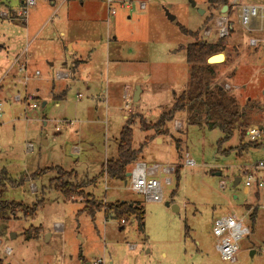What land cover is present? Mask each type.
Instances as JSON below:
<instances>
[{
    "label": "rangeland",
    "instance_id": "374dc122",
    "mask_svg": "<svg viewBox=\"0 0 264 264\" xmlns=\"http://www.w3.org/2000/svg\"><path fill=\"white\" fill-rule=\"evenodd\" d=\"M25 1L0 0V11L11 14V20L0 19V172L15 181L27 179L21 186L8 185L3 201L37 207L31 216L17 210L0 218L4 264H232L221 259L212 231L216 219L229 215L245 217L251 230L239 243L235 264H264V189L244 186L247 172L264 177V170L255 168L264 162V143L240 148L255 143L264 129V32H249L233 22L234 31L225 38L228 59L215 69L207 90L233 97L238 119L234 136L219 148L225 135L207 128L203 109L177 114L161 131L155 126L184 93L199 92L197 79L205 77L193 74L186 49L195 40L183 30L199 33L200 41L217 43L222 9H213L208 0H125L126 7L112 5V16L107 0H35L36 5L25 10V19L13 18L24 10ZM141 2L145 10L139 8ZM207 29L210 37L204 36ZM251 39L260 42L253 47ZM71 40L76 53L68 52ZM26 50L40 74L24 88L16 83L14 59ZM230 61L234 73L229 70L228 75ZM60 69L71 71V79L55 81ZM225 84L238 88L226 91ZM137 87L141 94L134 102ZM7 93L31 96L37 107L28 108L26 100L16 103ZM207 99L205 93L202 100ZM128 121L134 122L133 168L144 163L179 169L170 184L167 176L158 177L162 202H148L124 183L99 176L103 166L117 158L119 136ZM140 121L150 130H143ZM186 154L195 166L185 165ZM57 169L74 173L67 180L84 186L82 196L69 200L56 189ZM95 178L97 183L90 184ZM236 178L241 182L234 187ZM88 194L107 206L131 203L143 208L142 229L135 214L126 224L114 216L106 218L104 211L93 219L83 211Z\"/></svg>",
    "mask_w": 264,
    "mask_h": 264
},
{
    "label": "trees",
    "instance_id": "16d2710c",
    "mask_svg": "<svg viewBox=\"0 0 264 264\" xmlns=\"http://www.w3.org/2000/svg\"><path fill=\"white\" fill-rule=\"evenodd\" d=\"M210 6L217 10L223 9L224 6L229 5V0H208ZM233 22L230 23L233 29ZM184 33L190 34L195 40L192 44H189L186 52H187V61L189 65L192 67L193 74L196 73H204L205 77L197 79V89L199 92L192 91L190 95L183 94L179 99H177L171 111L163 114L155 128L158 131H161L167 123L173 122L177 114L184 113L185 111H189L192 113L196 108L203 109V113L205 114L206 122L205 125L210 130L219 129L224 135V139L218 142L219 148H221L224 141L230 140L234 136V131L237 129V119L238 112L234 109L236 108V101L232 97L224 96L220 93H213L208 89V85L210 84L211 78H214V66L208 63L209 58L215 56L223 51H225V39H220L217 43L211 44L206 41L199 40V33H188V31L183 30ZM219 57L213 59L215 61ZM220 91V87H218ZM208 97L206 102H203L202 98L205 96V93ZM195 99L200 100V103L197 104V101L194 102ZM192 120V116L190 117ZM133 121H128L127 125L122 129L119 141H118V150H117V158L111 161H108L103 166V171L101 173V177L104 175L108 176V178L113 180H118L122 183L126 180V174L131 172L135 162L137 161V154L132 149V139H133V130L132 125ZM140 124L143 130H150L145 125L144 121H140ZM177 149H180V143L177 141ZM263 145V140H257L255 143H245L240 148L242 150H246L248 148H258ZM232 150V149H230ZM222 153L226 154L228 152L223 151ZM59 177L54 181L56 189L62 192L67 199L70 200L71 197H80L83 195L84 186L83 185H72L67 180V177L74 176L73 172H66L62 169H57ZM176 173L179 174V169H176ZM31 178H37L35 176H31ZM179 178V175H178ZM27 179L25 177H21L20 181H15L9 177L7 172H0V218L6 217L8 214H15L17 210H20L23 214L27 216L34 215L36 212L37 205H34L32 208L25 206L23 203L17 202H9L3 201L2 196L4 194L5 189L8 185L12 187L21 186ZM97 178L93 179L90 184H96ZM256 197H259L256 195ZM257 212V209H255ZM83 211L89 212V214L94 217L98 212L104 211L105 217L114 216L120 219V221H124L126 223V218L135 214L138 216L139 227L140 230L143 226V217L144 210L143 208H139L134 206L131 203H116L111 205H104L100 202H97L94 197L88 194V201L85 204ZM256 213H253L252 217L255 216ZM38 229L33 230L36 232ZM32 229L27 231L25 235L29 237L31 235ZM0 264H4L3 260L0 259Z\"/></svg>",
    "mask_w": 264,
    "mask_h": 264
},
{
    "label": "built area",
    "instance_id": "2783aa9c",
    "mask_svg": "<svg viewBox=\"0 0 264 264\" xmlns=\"http://www.w3.org/2000/svg\"><path fill=\"white\" fill-rule=\"evenodd\" d=\"M113 4H119L120 7H126L125 0H107L108 5V12L109 15H115V9L112 7ZM24 10L20 13L14 15V17L19 19H25L26 12L28 8H31L36 5L35 0H26L24 2ZM228 7H230L231 12L228 11L226 15L222 14V16L217 19V26L219 27V38L225 39L230 35V31L232 27L230 26L231 22H237L240 24L246 31L249 32H256L263 30L264 27L260 26L261 22L264 21V16L261 15V11L264 10L263 6H247L241 5L238 1H234ZM139 8L141 10L146 9V3L141 2L139 3ZM13 17V18H14ZM0 19L2 20H11V14L7 11H0ZM211 29H207L204 33L205 37L211 36ZM260 41L256 39L250 40V46L256 47ZM21 58L14 59V64L18 66V79L16 83L23 86L24 88L27 87L28 82L32 80L36 76L32 75L29 70L28 66L25 63L20 62ZM39 74V73H37ZM72 73L71 71H57L55 73V80L57 81H66L71 79ZM237 86H231L229 84H225L223 89L226 91H231L233 89H237ZM25 95V93L23 94ZM11 100L16 103H22L23 100L28 102V108L35 109L37 106L33 104L34 100L31 96L23 98L22 94L17 93L15 96H9ZM125 99H128V95L125 94ZM33 104V105H32ZM1 111V107H0ZM181 128V123L176 124V130ZM259 140H263L264 143V129L261 130L257 135ZM27 150L29 152L33 151V146L28 145ZM185 165L188 167L195 166V162L190 158L188 154H186ZM256 169L264 170V162H260ZM254 171V168L252 169ZM132 175L128 179V187L131 191L136 194L143 195L145 200L148 202H162L163 201V189L162 183L158 179L159 176L165 175L168 178L166 179V183L170 184L171 179L170 176L176 173V169L174 166L166 165H154L148 167L144 163H137L135 168L131 171ZM245 189L249 190L251 187L256 186L258 189H264V177H256L254 172L246 173V179L244 183ZM107 189V187H106ZM32 190H35V185L32 187ZM264 210V205L261 206ZM247 215L251 213V211H247ZM122 224H126L124 221L121 222ZM213 235L216 238V250L219 253L221 259L225 262H230L232 264L237 263V254L239 251V243L243 240V238L249 236L251 234V230L249 227L245 225V217L238 218L235 215H229L225 217H221L216 219L213 225ZM130 250H135V245L129 246ZM9 254L11 251L7 249L5 251ZM102 262H99L100 264Z\"/></svg>",
    "mask_w": 264,
    "mask_h": 264
},
{
    "label": "crops",
    "instance_id": "0c3cea01",
    "mask_svg": "<svg viewBox=\"0 0 264 264\" xmlns=\"http://www.w3.org/2000/svg\"><path fill=\"white\" fill-rule=\"evenodd\" d=\"M234 1H238L239 2V4H241V5H247V6H263L264 5V3L263 2H258V3H256V2H248V3H244V2H242V0H230L229 2H230V4L232 3V2H234ZM22 4H24V3H22ZM229 4V5H230ZM53 5H54V7L56 6V4L55 3H53ZM63 5V4H62ZM61 5V6H62ZM230 10V7H228V10L227 11H229ZM222 11V10H221ZM229 12H231V10L229 11ZM15 15V14H14ZM261 15H264V10L263 11H261ZM14 18H16V17H14ZM238 24V23H237ZM261 25L260 26H262V27H264L263 26V24H264V21L263 22H261L260 23ZM241 28H243L240 24H238ZM257 32H264V29L263 30H260V31H256V33ZM28 34H29V32H27V37H28ZM65 34V33H64ZM63 33H62V35H64ZM34 40H35V37H33L32 38V40H31V45H32V43L34 42ZM30 45V46H31ZM67 49H68V52H70V53H76L77 52V50H76V43H75V41L74 40H71V41H68V43H67ZM24 53H25V55L24 56H22L23 55V53L21 52V53H19V54H17L16 55V57H15V59L16 58H21V61L23 62V63H25L27 66H28V68L30 69V73L31 74H33V75H35V74H37V73H39L40 74V72L39 71H35V69H33L32 68V66H31V64L35 61V59H32L31 58V56H30V53L28 52V50H26V51H24ZM28 53H29V55H28ZM222 56H223V60L221 61V62H219V63H216V64H219V65H216V64H211V65H213L214 66V71H215V69L217 68V67H220V66H223V65H225V62H226V58L228 59V55H227V52L225 51L223 54H222ZM221 57H219L218 59H216L215 61H213V62H216L217 60H219ZM224 60H225V62H224ZM79 61H76V63H78ZM222 62H224V63H222ZM221 63V64H220ZM49 66L50 67H55V63H54V61L53 62H49ZM14 64H13V66H12V68H11V70H13L14 69ZM233 61H230V63H229V65H228V72H227V74L229 75V74H231V72L233 71V73H234V70H233ZM33 69V70H32ZM58 70V69H57ZM229 70H232V71H229ZM35 71V72H34ZM60 71H62L61 69H60ZM65 71V70H64ZM66 71H69V70H67L66 69ZM9 72V71H8ZM7 72V73H8ZM55 73H56V71H55ZM231 76H233V78H234V74L233 75H231ZM230 76V77H231ZM54 80H55V78H54ZM55 81H57V80H55ZM59 82V81H58ZM75 84V82H73L72 81V83H71V85H74ZM234 86H236V85H234ZM223 88V87H222ZM221 88V89H222ZM10 96V93H7V97H9ZM233 98V97H232ZM261 130H263V129H261ZM260 130V131H261ZM259 131V132H260ZM258 132V133H259ZM248 135H249V133H247ZM258 135V134H257ZM256 138H257V140H259L258 139V137L257 136H255V141H253V142H256Z\"/></svg>",
    "mask_w": 264,
    "mask_h": 264
},
{
    "label": "water",
    "instance_id": "95a60500",
    "mask_svg": "<svg viewBox=\"0 0 264 264\" xmlns=\"http://www.w3.org/2000/svg\"><path fill=\"white\" fill-rule=\"evenodd\" d=\"M191 3H192V6L195 7V5H196L195 2L194 1H191ZM227 10H228V6H224L223 9H222V11H221V13L222 14H225ZM171 20L174 21V18L171 17ZM221 56H222V54H218L216 56H213V57L209 58L208 63L209 64H215V63L212 62V60L215 59V58H217V57H221ZM140 94H141V89L139 87H137L136 90H135V93H134V97H133V101L134 102H138L139 101ZM131 175H132L131 172H128L126 174V180L124 181V185L125 186L128 185V179L131 177ZM240 182H241V178H236V180L234 182V187H237L240 184ZM167 206H169V203H167ZM173 211H178V208L176 206H173Z\"/></svg>",
    "mask_w": 264,
    "mask_h": 264
},
{
    "label": "bare ground",
    "instance_id": "6f19581e",
    "mask_svg": "<svg viewBox=\"0 0 264 264\" xmlns=\"http://www.w3.org/2000/svg\"><path fill=\"white\" fill-rule=\"evenodd\" d=\"M213 62V61H212ZM214 63V62H213Z\"/></svg>",
    "mask_w": 264,
    "mask_h": 264
}]
</instances>
